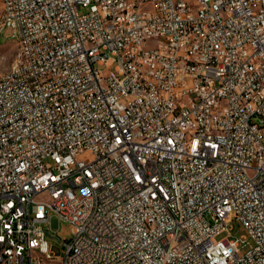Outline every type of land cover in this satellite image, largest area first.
<instances>
[{"label": "built area", "instance_id": "built-area-1", "mask_svg": "<svg viewBox=\"0 0 264 264\" xmlns=\"http://www.w3.org/2000/svg\"><path fill=\"white\" fill-rule=\"evenodd\" d=\"M0 5V264H264V0Z\"/></svg>", "mask_w": 264, "mask_h": 264}, {"label": "rangeland", "instance_id": "rangeland-1", "mask_svg": "<svg viewBox=\"0 0 264 264\" xmlns=\"http://www.w3.org/2000/svg\"><path fill=\"white\" fill-rule=\"evenodd\" d=\"M1 10L2 8L0 5V15H1ZM18 49H19L18 43L16 40L12 39L11 31L3 30L1 28V23H0V72H3L10 66L13 58L18 52ZM101 69L106 71L107 70L106 65L101 66ZM111 70L115 71V65L112 66ZM227 223L229 224V228L231 229V232L236 237L242 238L247 242L246 245H244V243H242L241 245L242 253L247 252L250 249V246L252 245V239L247 229L244 227L241 221L235 218L234 214L230 215V217L227 218ZM46 227L49 231L48 239L52 253L59 258L64 257L65 249L60 241L65 239H70L72 237L73 231L70 224L62 221L59 222V224H57L56 222L53 225L46 224Z\"/></svg>", "mask_w": 264, "mask_h": 264}, {"label": "bare ground", "instance_id": "bare-ground-1", "mask_svg": "<svg viewBox=\"0 0 264 264\" xmlns=\"http://www.w3.org/2000/svg\"><path fill=\"white\" fill-rule=\"evenodd\" d=\"M12 39H14V40L17 41V43H18V48H19L17 54L15 55V57H20V55H21V48H20V46H19L18 37L12 36ZM15 57H14V58H15ZM14 58H13L12 62L14 61Z\"/></svg>", "mask_w": 264, "mask_h": 264}]
</instances>
